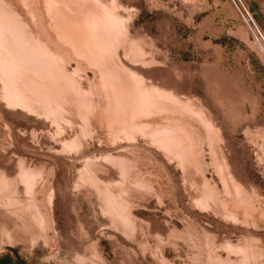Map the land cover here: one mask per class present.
Returning a JSON list of instances; mask_svg holds the SVG:
<instances>
[{
    "label": "rangeland",
    "instance_id": "obj_1",
    "mask_svg": "<svg viewBox=\"0 0 264 264\" xmlns=\"http://www.w3.org/2000/svg\"><path fill=\"white\" fill-rule=\"evenodd\" d=\"M234 1L0 0V264H264V44Z\"/></svg>",
    "mask_w": 264,
    "mask_h": 264
},
{
    "label": "built area",
    "instance_id": "obj_2",
    "mask_svg": "<svg viewBox=\"0 0 264 264\" xmlns=\"http://www.w3.org/2000/svg\"><path fill=\"white\" fill-rule=\"evenodd\" d=\"M233 1H234V0H233ZM234 3H235V5L237 6V8L239 9V11H240L242 17L245 19L246 23L249 25V27H250V29H251L253 35H254V36L260 41V43H263V44H264V38H263V36L261 35V33H260L257 29H256V31H255V29H253V28L251 27V25L249 24V21L245 18L244 14L242 13V11H241V9L239 8L238 4H237L235 1H234Z\"/></svg>",
    "mask_w": 264,
    "mask_h": 264
},
{
    "label": "trees",
    "instance_id": "obj_3",
    "mask_svg": "<svg viewBox=\"0 0 264 264\" xmlns=\"http://www.w3.org/2000/svg\"><path fill=\"white\" fill-rule=\"evenodd\" d=\"M9 260L8 259H5L4 260V264H8Z\"/></svg>",
    "mask_w": 264,
    "mask_h": 264
},
{
    "label": "bare ground",
    "instance_id": "obj_4",
    "mask_svg": "<svg viewBox=\"0 0 264 264\" xmlns=\"http://www.w3.org/2000/svg\"><path fill=\"white\" fill-rule=\"evenodd\" d=\"M10 239L12 240V238H9V240H10ZM14 239H15V238H14ZM9 240H7V241H9ZM15 241H16V240H15ZM15 244H16V243H15Z\"/></svg>",
    "mask_w": 264,
    "mask_h": 264
}]
</instances>
